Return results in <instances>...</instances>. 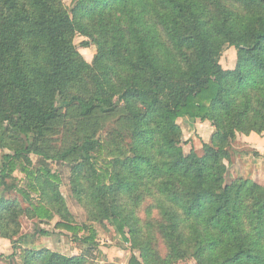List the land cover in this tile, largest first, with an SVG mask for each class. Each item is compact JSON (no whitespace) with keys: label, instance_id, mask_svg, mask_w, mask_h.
I'll return each mask as SVG.
<instances>
[{"label":"trees","instance_id":"1","mask_svg":"<svg viewBox=\"0 0 264 264\" xmlns=\"http://www.w3.org/2000/svg\"><path fill=\"white\" fill-rule=\"evenodd\" d=\"M77 36L95 47L92 64ZM226 46L234 70L221 65ZM116 117L109 144L99 136ZM184 119L213 129L202 155L184 150ZM238 134L264 137V0H74L71 12L64 0H0V237L12 249L0 264L101 255L49 161L70 165L87 221L111 220L139 254L128 264H264V186L227 181ZM58 135L69 146L50 152ZM23 217L45 237L56 219L82 253L24 248Z\"/></svg>","mask_w":264,"mask_h":264},{"label":"rangeland","instance_id":"2","mask_svg":"<svg viewBox=\"0 0 264 264\" xmlns=\"http://www.w3.org/2000/svg\"><path fill=\"white\" fill-rule=\"evenodd\" d=\"M65 6L69 12H71L74 0H64ZM83 42H90L82 36H77L75 39V44L79 47L80 53L83 55L85 60L92 64L96 56V49L93 45L89 43V46L84 48L81 47ZM221 65L225 70H234L237 65V53L234 47L226 46L223 50ZM64 112L69 113V117L66 120V124L63 125L70 127V114L73 110H64ZM71 112V113H70ZM118 117L108 119L106 127L100 134V138L107 139L110 144V133H114L119 130V127L115 124V120ZM73 123V122H72ZM68 124V125H67ZM184 134V145L183 148L186 152L191 149H195L199 155L203 153V143L209 142L211 135L213 134V129L209 124H201L199 122H194L191 120H181L179 121ZM62 127V126H61ZM66 134V139H68V132L63 131ZM127 136L124 139V144L130 142ZM65 139L64 135H58L51 137L49 142L45 145L49 147L50 152H57L61 149H67L69 146L68 141ZM232 164L229 166V172L227 175V181H232L237 178L251 179L256 183L264 186V137L258 136L256 134H251L245 136L243 134H238L236 142L232 144ZM4 152L0 150V164L2 163ZM34 162L42 161L37 156H32ZM40 165H38L39 167ZM48 167L51 171L59 176L62 180L60 185V191L64 196L67 204L68 210L74 216V221L78 225H87L94 228L97 232V244L101 255L93 254L92 264H128V261L132 254L139 255L137 252L131 253L129 249V244L126 243L116 230L113 222L111 220L104 221L103 223H91L87 221V212L82 205L74 198L71 185H70V174L71 168L69 164L60 162H48ZM10 183V182H9ZM22 185V183H19ZM11 197H17L22 201L25 208H28L29 204L25 203L20 195L12 191L10 193ZM37 201V195L33 199ZM57 222L55 219L51 224H43L42 228L50 233V236H40L36 234L37 230V220H31L27 217L21 219L22 224V234L26 236V241H29V247L34 246V248H52V250H57L65 255L72 256L73 254H81L83 247L80 243H73L70 233L66 231H56L54 225ZM85 233V232H84ZM84 233L81 235L84 236ZM86 233L85 235H87ZM24 239V241H25ZM23 241V243H24ZM23 247H26L23 245ZM162 254H165V250L161 248ZM6 254V256L10 255ZM1 264H9L7 262H1ZM178 264H197L194 260L181 261Z\"/></svg>","mask_w":264,"mask_h":264},{"label":"crops","instance_id":"3","mask_svg":"<svg viewBox=\"0 0 264 264\" xmlns=\"http://www.w3.org/2000/svg\"><path fill=\"white\" fill-rule=\"evenodd\" d=\"M22 245H25V246H26V247H24V248H29V249L34 248V246L29 247V246H31V245H30L29 241H26V239H25V241H24V243H23ZM38 249H39V248H38ZM50 249H52V248H50ZM11 251H12V249H11V244H10V242H9L8 240L2 239V238L0 237V254H4V255H6V254H9ZM73 255H74V254H73Z\"/></svg>","mask_w":264,"mask_h":264}]
</instances>
